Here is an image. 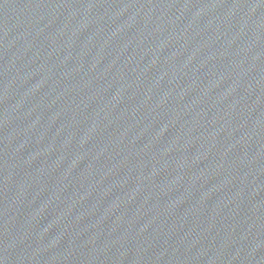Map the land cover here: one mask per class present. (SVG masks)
Instances as JSON below:
<instances>
[{
	"label": "water",
	"instance_id": "1",
	"mask_svg": "<svg viewBox=\"0 0 264 264\" xmlns=\"http://www.w3.org/2000/svg\"><path fill=\"white\" fill-rule=\"evenodd\" d=\"M0 264H264V0H0Z\"/></svg>",
	"mask_w": 264,
	"mask_h": 264
}]
</instances>
